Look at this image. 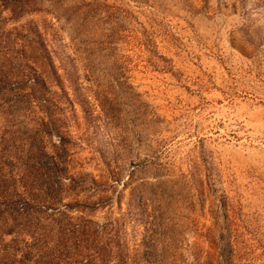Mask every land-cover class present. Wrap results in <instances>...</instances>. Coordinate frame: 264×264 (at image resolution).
Instances as JSON below:
<instances>
[{"label": "rangeland", "instance_id": "1", "mask_svg": "<svg viewBox=\"0 0 264 264\" xmlns=\"http://www.w3.org/2000/svg\"><path fill=\"white\" fill-rule=\"evenodd\" d=\"M0 264H264V0H0Z\"/></svg>", "mask_w": 264, "mask_h": 264}]
</instances>
